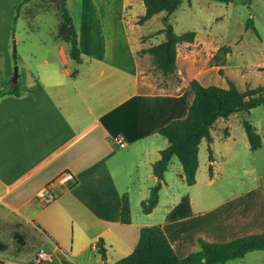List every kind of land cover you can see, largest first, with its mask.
<instances>
[{
  "label": "crops",
  "instance_id": "1",
  "mask_svg": "<svg viewBox=\"0 0 264 264\" xmlns=\"http://www.w3.org/2000/svg\"><path fill=\"white\" fill-rule=\"evenodd\" d=\"M66 1L80 62L69 56L62 18L45 35L41 21H34L37 8H53L60 16L58 0H0V88L10 84L13 44L21 43L15 50L21 94L0 97V253L12 245L9 256H0L2 264L22 255L27 264H113L134 249L144 225L160 224L178 257L198 250V237L226 241L264 232L261 202L256 211L242 203L225 213L229 200L205 196L202 201L211 204L203 206L190 193L191 214L165 221L182 196L163 207L161 217L155 214L167 170L155 207L137 220L129 212V222L120 221L123 194L130 210L131 189L141 202L157 182L152 165L168 142L156 130L188 110L189 80L199 81L201 74L193 46L200 38L195 32L192 42L177 45L173 78L162 82L172 90L155 89L158 82L147 79L146 53L140 54L149 47L143 38L149 34L138 32L144 10L133 13L128 0ZM119 136L122 146L116 144ZM198 168L199 153L194 184ZM178 176L185 184L183 171ZM99 238L105 259L95 244ZM40 249L47 257L37 262ZM256 255L264 249L219 264H264V256L245 260Z\"/></svg>",
  "mask_w": 264,
  "mask_h": 264
},
{
  "label": "rangeland",
  "instance_id": "2",
  "mask_svg": "<svg viewBox=\"0 0 264 264\" xmlns=\"http://www.w3.org/2000/svg\"><path fill=\"white\" fill-rule=\"evenodd\" d=\"M128 1L131 3L133 13L144 10L141 0ZM37 9L34 21H41V34L45 35V31L55 29V24L61 20V17L55 15L53 8ZM162 15L163 12L158 13L138 28V32L149 34L147 39L143 36L145 43L149 46L163 39L164 34L156 32L163 25ZM247 21H250V24L246 28ZM18 22L21 38L24 19L20 18ZM168 22L177 34L189 30L198 34L200 39L193 46L200 57L199 81L201 84L226 86L227 79H230L241 90L257 85L264 86V0L229 2L181 0L177 8L168 16ZM132 45L135 50L139 47L136 42ZM221 47L222 49H219ZM13 48L16 51L21 49L19 40L14 42ZM140 54L143 52L140 51ZM145 58L144 67L147 70L148 81L158 82L157 85L155 84V89L171 91L172 89L165 87L162 82L172 79L173 75H164L156 69L148 53ZM70 62H72L71 68L76 65L74 61ZM185 98L186 96H183L176 100L182 102ZM243 119H247L261 137V146L256 150L249 148L241 123ZM227 135H229L228 139H226ZM211 136L210 147L215 159L211 166L212 174H209L208 150L205 141L199 144L198 181L192 186H187L180 180L178 174H182V167L177 157L173 156L165 173L167 185H163L160 191L161 205L158 209L160 211H156L155 214H160L161 217L163 207L172 203L174 198L187 193H190L192 198L203 206L211 204L202 201V197L205 196L215 197L218 202L225 203L229 200L230 203L225 206L226 211L224 209L221 211L225 213L238 206L241 208L242 203V206L246 207L249 204L247 208L256 211L261 202V214L264 213V104L257 105L248 112L240 111L232 113L225 119H217L212 127ZM211 177L213 181L207 185V179ZM139 180L141 182V178ZM138 186V181H135V189ZM137 197L139 196H135L131 189L130 212L133 220L144 216ZM158 219L160 218H155V220ZM11 249L12 245L8 251L0 253V256H9ZM261 256L264 255L246 256L245 260H261ZM20 259L6 264H27L24 262V255Z\"/></svg>",
  "mask_w": 264,
  "mask_h": 264
},
{
  "label": "trees",
  "instance_id": "3",
  "mask_svg": "<svg viewBox=\"0 0 264 264\" xmlns=\"http://www.w3.org/2000/svg\"><path fill=\"white\" fill-rule=\"evenodd\" d=\"M29 0H22L21 3ZM144 13L137 19V24L144 23L152 15L163 12L161 17L163 27L159 30L164 34L162 41L151 45L141 52L148 53L154 66L162 74H170L176 70L177 45L182 42H192L195 31L189 30L177 34L168 22V16L177 8L181 0H141ZM229 2L232 0H219ZM58 9L62 18V29L67 36L69 56L76 62L81 61L80 51L77 45L76 30L66 0H58ZM16 16H14L15 20ZM250 21H247L246 28ZM148 37V36H146ZM219 49H222L219 48ZM12 58L17 65L16 52L13 48ZM264 69V68H263ZM189 86L193 92L192 101L184 118L169 121L156 130L157 133L167 139V146L160 151V157L152 165V171L157 182L149 189V194L140 202L144 213H149L157 204L158 192L161 181L167 170L172 156L179 160L184 182L187 186L195 183V174L198 167V149L201 141L207 143L209 174L213 161L211 130L219 118H227L232 113L250 111L251 108L264 104V86L246 87L239 89L232 80L227 79V85L216 84L203 85L197 79L189 80ZM6 94H21L19 89V74L14 82L4 88H0V97ZM242 126L247 138L250 150H256L261 146V137L247 119L242 120ZM129 202L126 194H123L120 208V221L129 222ZM191 214L188 194L181 196L178 203L165 215V221H173L187 217ZM199 249L192 251L184 257H178L169 243L160 224L144 225L139 229V237L134 249L126 256L116 260L113 264H219L228 260L242 257L252 250L264 249V232L250 233L226 241H207L197 238ZM96 247L101 257L105 259V247L102 238L96 241ZM2 264V260H0ZM103 264H109L104 262Z\"/></svg>",
  "mask_w": 264,
  "mask_h": 264
},
{
  "label": "built area",
  "instance_id": "4",
  "mask_svg": "<svg viewBox=\"0 0 264 264\" xmlns=\"http://www.w3.org/2000/svg\"><path fill=\"white\" fill-rule=\"evenodd\" d=\"M116 144L118 146H122L124 144V140L122 137H117L116 138ZM52 184V183H51ZM51 198V196H50ZM47 257V255L45 254L43 249L38 250L37 254H36V261L37 262H41L42 260H44Z\"/></svg>",
  "mask_w": 264,
  "mask_h": 264
},
{
  "label": "water",
  "instance_id": "5",
  "mask_svg": "<svg viewBox=\"0 0 264 264\" xmlns=\"http://www.w3.org/2000/svg\"><path fill=\"white\" fill-rule=\"evenodd\" d=\"M17 74H18V72H17V66H14V68H13V75L11 77V81L12 82H14L16 80ZM201 264H204V263H201Z\"/></svg>",
  "mask_w": 264,
  "mask_h": 264
}]
</instances>
